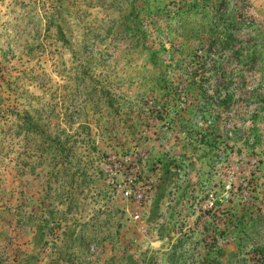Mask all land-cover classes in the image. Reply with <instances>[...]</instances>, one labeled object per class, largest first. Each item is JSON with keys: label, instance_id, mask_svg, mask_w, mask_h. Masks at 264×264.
<instances>
[{"label": "rangeland", "instance_id": "rangeland-1", "mask_svg": "<svg viewBox=\"0 0 264 264\" xmlns=\"http://www.w3.org/2000/svg\"><path fill=\"white\" fill-rule=\"evenodd\" d=\"M0 264H264V0H0Z\"/></svg>", "mask_w": 264, "mask_h": 264}]
</instances>
